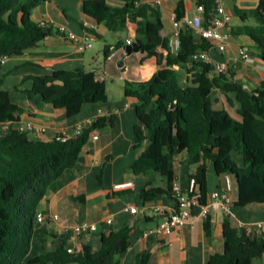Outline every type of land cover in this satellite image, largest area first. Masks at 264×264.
<instances>
[{"label":"trees","instance_id":"1","mask_svg":"<svg viewBox=\"0 0 264 264\" xmlns=\"http://www.w3.org/2000/svg\"><path fill=\"white\" fill-rule=\"evenodd\" d=\"M46 1L0 0V58L20 56L47 37L65 35L48 23L33 21L34 10ZM122 1L123 6L115 7L106 0H86L82 12L85 19L114 33L124 32L130 21L146 19L149 31L151 26L154 29L151 45L167 51L165 69L148 81L135 84L137 89H125L126 98L136 100L135 147L145 145L131 170L135 175L160 173L168 178L166 189L141 191L144 203L165 196L169 211L181 210L174 186V165L176 158L186 151L200 205L208 199L211 165L219 179L236 180L238 196L234 205L264 206V81L249 91L234 79L231 71L218 73L212 64L191 62L193 54L207 52L213 45L203 38L196 42L197 35L186 21L184 0L178 2L175 10L176 21L181 23L175 51L165 35L158 8L140 0ZM196 5L203 8V26L209 27L216 15L217 0H196ZM234 12L242 25L232 28L231 34L248 37L258 60L264 64V0L255 9ZM104 55L105 59L110 57L108 46ZM30 79L32 87L24 91L29 101L39 107L64 110L66 119L78 115L85 105L108 102L106 87L95 72L81 68L56 70ZM215 91L222 92L232 106L236 103L239 119H234L227 109H214V102H218L213 98ZM24 113L13 103L9 92L0 89V125H17ZM115 119L112 115L93 121L80 134L66 140L44 142L17 128L0 134V264L120 263V257L132 245L130 225L102 234L98 251L88 241L82 244V251L73 248L69 252V234L47 230L41 254L29 257L41 202L56 193L61 175L76 166L95 135L114 127ZM193 194L188 193L189 197ZM205 226L210 233L208 222ZM222 234L223 250L210 256V264H263L264 240L259 241L256 234L248 233L245 227H234L228 217H224ZM150 257V252H141L136 256V264H148Z\"/></svg>","mask_w":264,"mask_h":264},{"label":"crops","instance_id":"2","mask_svg":"<svg viewBox=\"0 0 264 264\" xmlns=\"http://www.w3.org/2000/svg\"><path fill=\"white\" fill-rule=\"evenodd\" d=\"M84 1L86 0H47L34 10L32 19L36 23H48L55 28L63 26L67 32L71 31L79 38L86 32L83 24L87 22L93 27L90 29L92 48L81 53L77 44L66 35L54 34L26 49L20 56L8 58L0 68V89L8 91L13 103L25 110L21 122L9 125L10 128L31 123L37 129H46L42 134L29 132L32 139L50 142L60 134L73 137L78 126L89 120L109 119L112 115L116 117L114 127L95 135L99 138H93L83 149L76 166L61 175L56 193L49 200L41 202L39 212L47 221L36 223L29 257L34 258L41 254L47 230L62 234V231L85 222L96 224L98 231L85 237L69 234L72 249L78 252L82 251V244L88 241L98 251L102 234L127 225L133 228L132 245L120 257L119 264H136V256L145 251L151 254L148 264H210V256L223 250L224 217H228L234 227H245L248 233L256 234L259 241L264 240V206L249 208L234 205L238 196L235 179H232L233 204L229 214L219 212L211 214L204 221L196 219L175 229L161 240L146 236L148 229L166 219L169 203L165 196H158L155 202L145 204L140 193L149 188L166 189L168 178L160 173L135 175L131 170L137 157L145 150V145L135 147L134 127L138 122L136 100L126 98L125 89H137L135 84L144 83L165 69L167 51L151 45L154 29L151 26L149 31L148 20L136 19L128 23L124 32H110L104 25H96L85 19L82 12ZM106 1L115 7L124 5L122 0ZM179 1L140 0L143 4L159 9L165 35L170 38L171 43L175 29L173 18ZM184 1L186 21L190 22L200 13L196 0ZM259 2L260 0H221L230 17L226 28V32L230 34L229 47L222 50L214 45L208 51L213 64H227V72L231 71L234 79L249 91L256 89L264 81V71L257 70L240 59L238 49L243 47L256 62H260L250 39L246 36H233L231 29L242 25L235 15V9H255ZM196 42H201L199 36L196 37ZM132 44L137 45L136 50H128ZM106 46L109 47L108 59L104 55ZM79 68L98 75L99 82L104 83L107 90L106 104L85 105L78 115L66 119L64 110L51 106L39 107L24 94V91L32 87L31 77L50 75L56 70ZM227 103L228 101H222L224 109H227ZM233 106L237 110L236 103ZM6 126L0 125V134L6 131ZM234 159L241 163L238 157L235 156ZM174 172L175 188L179 187L187 192L191 167L186 151L176 158ZM225 179H219L209 165L208 194L218 186H223ZM127 183H132V187L115 188ZM131 207L136 209L135 214L127 210ZM141 215L144 217L141 218ZM55 217L57 219L52 221ZM108 219L113 220L112 224H106ZM206 222L209 224L210 233L206 229Z\"/></svg>","mask_w":264,"mask_h":264},{"label":"built area","instance_id":"3","mask_svg":"<svg viewBox=\"0 0 264 264\" xmlns=\"http://www.w3.org/2000/svg\"><path fill=\"white\" fill-rule=\"evenodd\" d=\"M197 9L199 13L203 11L202 7H198ZM230 17L227 14L224 6L221 3V0H217V6H216V15L211 21V25L209 27H204L202 22L201 15L196 16L192 21L187 23L192 27V29L195 31L196 35L200 38L208 40L213 46L218 45L222 50L229 47V39L230 34L226 32L227 25L229 23ZM173 25H174V32L172 36V49L175 51L177 50L179 46V34H180V26L181 23L176 21V18L174 16L173 18ZM86 32L84 33L83 37H78L73 32H67L63 26L59 27V31L64 33L70 40L74 41L77 44V49L81 53H85L87 49L92 48L93 42H92V34L90 32V29L93 28L87 22L83 24ZM130 44V43H129ZM238 55L242 61H244L246 64H249L256 68L257 70L264 71V64L260 62H256L255 58L248 52L246 48H239L238 49ZM8 58L2 57L0 58V68L1 66L6 62ZM191 62H201V63H209L215 66L216 72H226L228 71V65L225 63L221 64H213L212 58L209 55V52L207 51H198L195 54L191 56ZM93 121L89 120L84 125H79L76 134L78 135L81 133V131L89 126ZM20 131H27V132H36L38 134H42L46 131L45 128H35L34 125L31 123H27L26 125H20L19 127H16ZM11 129L10 126H6V131ZM57 140H66L70 137H68L66 134H60L57 137ZM95 140H97L99 137L95 136ZM225 182L223 186L214 189L211 193L208 194V199L205 205L199 204V194L196 188L195 180H190L189 189L186 193H183L182 190L179 187H176L175 190L177 193H179V199L180 203L182 204L181 210L179 212H168V216L166 219L154 226L153 228H150L146 231V236L152 237L155 239H164L168 237L175 229L181 228L185 226L186 224L196 220H206L207 217L211 214L223 212L225 214H229L231 211V206L233 204V200L231 198V192L233 190L232 185V179L230 177H225ZM132 183H127L123 185H118L115 188L116 189H124V188H130L132 187ZM188 193H194L193 195H188ZM131 213L135 214L137 211L135 208L131 207L129 209ZM159 210H161L159 208ZM158 210V211H159ZM57 219V217L53 218V220ZM37 223H45L47 221L46 217L42 213H38L36 216ZM113 220L108 219L106 221V224L110 225L112 224ZM98 231V226L96 224L91 223H81L79 225H76L72 229H66L62 231L63 233L67 234H73L78 237H85L92 235L93 233ZM68 251L71 252L72 248H68Z\"/></svg>","mask_w":264,"mask_h":264},{"label":"rangeland","instance_id":"4","mask_svg":"<svg viewBox=\"0 0 264 264\" xmlns=\"http://www.w3.org/2000/svg\"><path fill=\"white\" fill-rule=\"evenodd\" d=\"M97 43V41L95 42ZM214 100L218 101V102H214V109L215 110H219V109H223L222 106V101L224 100V102L226 101V98L223 96L222 92L220 91H215L214 95H213ZM227 105V110L229 111L230 115L234 118V119H239V115L237 113V110L234 108V106H232L229 102L226 104Z\"/></svg>","mask_w":264,"mask_h":264},{"label":"water","instance_id":"5","mask_svg":"<svg viewBox=\"0 0 264 264\" xmlns=\"http://www.w3.org/2000/svg\"><path fill=\"white\" fill-rule=\"evenodd\" d=\"M137 49V45L136 44H132L131 46L128 47V50H136ZM141 218H143L144 216L141 215ZM244 231H241V234H243ZM253 238L255 239V236H253ZM85 241V240H84ZM73 246H70V248H72ZM263 264H264V257H263Z\"/></svg>","mask_w":264,"mask_h":264}]
</instances>
